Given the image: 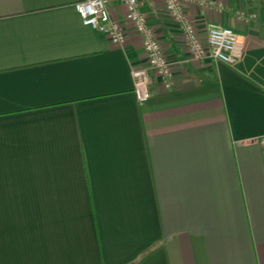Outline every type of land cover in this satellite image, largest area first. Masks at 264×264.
<instances>
[{
  "label": "crops",
  "instance_id": "obj_1",
  "mask_svg": "<svg viewBox=\"0 0 264 264\" xmlns=\"http://www.w3.org/2000/svg\"><path fill=\"white\" fill-rule=\"evenodd\" d=\"M79 1L0 0V264H264V0L184 7L201 43L240 35L235 67L140 0L174 74L142 105L141 38L113 45Z\"/></svg>",
  "mask_w": 264,
  "mask_h": 264
},
{
  "label": "built area",
  "instance_id": "obj_2",
  "mask_svg": "<svg viewBox=\"0 0 264 264\" xmlns=\"http://www.w3.org/2000/svg\"><path fill=\"white\" fill-rule=\"evenodd\" d=\"M112 0H81L75 5L85 26L106 34L111 43L122 47L127 40L124 26H131L142 41L147 59L145 67L132 71L135 98L142 105L152 96L153 77L160 78L166 87H171L174 78L172 63L162 50L159 37L142 13L140 0H117L126 7L124 22L112 18L110 3ZM164 6L172 19L180 24V31L186 38L192 57L196 60L210 57L228 66L235 67L243 58L245 43L240 35L230 27L211 24L208 28L207 44L201 43L194 24L187 18L184 7L196 0H163ZM264 161V149H263Z\"/></svg>",
  "mask_w": 264,
  "mask_h": 264
}]
</instances>
